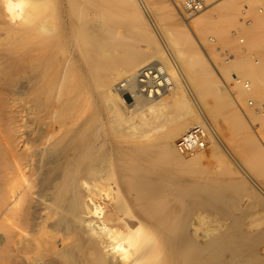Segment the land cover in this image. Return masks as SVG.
Masks as SVG:
<instances>
[{"label": "bare ground", "instance_id": "1", "mask_svg": "<svg viewBox=\"0 0 264 264\" xmlns=\"http://www.w3.org/2000/svg\"><path fill=\"white\" fill-rule=\"evenodd\" d=\"M90 1L0 0V264H264V199L231 163L211 180L219 187L199 179L219 156L221 111L251 156L249 174L264 173V129L255 136L248 124L263 126L264 54L246 66L241 52L223 64L201 50L209 30L230 35L224 24L241 0H206L188 27L154 0L157 28L187 72L163 50L143 1L122 0L134 20L120 24ZM234 71L251 77L250 93ZM219 75L258 110L243 99L241 114ZM201 123L209 151L184 158L175 144ZM197 210L215 215L211 228L195 223Z\"/></svg>", "mask_w": 264, "mask_h": 264}, {"label": "rangeland", "instance_id": "2", "mask_svg": "<svg viewBox=\"0 0 264 264\" xmlns=\"http://www.w3.org/2000/svg\"><path fill=\"white\" fill-rule=\"evenodd\" d=\"M27 1H29V0H27ZM106 1H108V2L110 1V3L106 2ZM121 1L122 0H91L87 7H89L94 12H98L99 13L98 17H104L103 14H107V13L110 14L112 12H114V15L118 14L116 16L117 18H115V16L111 15V14L109 16H107V15L105 16L106 18L107 17L110 18L111 21H113V23L115 22V24H117V23L120 24L124 21L132 23L134 19H133L131 13H124ZM141 1H143L144 14H145V16H147L146 18L149 21V23H152L150 25L152 26L153 30H155V33L159 36V39L161 41V46L163 47V50L165 51V53L168 52L172 56L174 61L180 66V69L182 70V72L191 71L187 66H185V64L177 61V58L175 56H173V50L170 48V46H169L168 42L166 41L165 37L163 36V32L160 28L161 26H163L164 23L161 22V20H160L159 10L156 7L154 0H141ZM167 1H168V3L170 2L169 0H167ZM257 4H259L258 0H241V2H239V4H238L239 11L237 12V15L233 19L227 21L224 24V29L229 31L230 27L238 24L239 18L241 17V10L243 9L244 5H250L252 7L251 12H250V17L252 18L253 23L251 24V26L249 28L246 27V30H245V35L247 36L246 44L244 46L239 44L237 39L233 36H230L228 33L226 35L229 36L230 39L232 38L231 40H233L235 43L233 42L234 43L233 45H227V44H225V37H226L225 34H223L222 36L221 35L216 36L212 32L213 30H209L207 33V36H206L207 37V45L205 44L204 47L201 46V50L203 51L205 56H207L208 55L207 53H210V51H213L214 53L219 55V58L222 59L221 53L219 52V48H221V49H228L234 55L241 52L243 54V59L245 58L244 64L246 66L251 64L252 61L256 58L259 59L260 63H261V55L264 54V17L261 18L258 14H256L254 8ZM170 5L175 9L176 16L179 19V21L183 24V26L188 27L187 23L190 22L193 19V17H192V19L190 18L191 20L184 18L183 15L172 5V3ZM100 9H102V10H100ZM104 9L107 10L108 12L107 11L104 12L105 11ZM101 13H102V15H100ZM113 16H114V18H113ZM158 17H159V19H158ZM157 26H160L159 27L160 30H158L159 28H157ZM156 31H158V32H156ZM159 31H161L162 33ZM258 34L260 36L256 38V36ZM124 35L126 37H129L128 39H125V41L130 40L132 42H135L130 37H132V38L136 37V31L125 32ZM194 37H196V36L194 35ZM211 37H215L217 39V42L216 43L211 42V40H210ZM195 40L200 45L199 39L197 37L195 38ZM209 62L211 63V65H213L210 58H209ZM222 63L225 64L224 61H222ZM214 68L216 70V67H214ZM233 73H236V72L234 71ZM236 74H238V73H236ZM238 75L241 76V74H238ZM243 77L246 78V75H244ZM248 77L249 76H247V78ZM219 78H220L223 86L225 87V89L228 90L227 92H229V88H231L234 84L233 79L228 80V83L225 86L226 83L224 82L223 78L220 75H219ZM249 78H251V77H249ZM189 90H191V91L190 92L188 91L189 93L188 92L187 93L189 95L188 96L189 100H191L190 104H191V106H193V108H196L194 101H195V103L198 102L196 99L199 98V96L196 94L197 92L196 91L194 92V90L191 87H189ZM123 94H124V98H125L127 104L128 105L133 104L134 98H133L132 94L127 92V91H124ZM232 94L230 93V96H232L233 101L235 102V105L237 106L239 112L244 115V108L246 109L248 106L246 107V105L243 103L242 100L245 99L247 101L248 99H253V98L249 97V96H247V97L244 96L242 98H238V97L236 98V96H237L236 93H234V95H232ZM196 104L199 108L201 107L200 109H202V105H199L198 103H196ZM170 107H172V106H170ZM170 107L164 108V112L165 113L166 112L167 113H171V112L173 113L175 110H174V108L171 109ZM249 109H251V108H249ZM252 110H255V109H252ZM262 114H264V113H262ZM225 115H226V111H221L220 113H218L217 115L214 116V120L212 121L213 124L218 123L217 127L219 128L218 131H219V136H220V141H221V143L219 144V146H220L219 156L220 157L218 155H217L218 157H214V158H210V157L208 158L207 157V159H206L207 162L205 161L206 164H205V162H204V164L207 166V168H209V170H208L205 167L206 170L210 171V172H209V174L207 173L206 175L199 177V179L209 180V181L218 180L220 178L223 179L224 177H227L229 175V174L228 175L225 174L224 172L226 171L227 168H228V170H230L231 166H228V164L231 163V165L233 167H235V170L237 168V170L239 171V176L237 173H234V172L230 176H235V174H237V176H235V177H238V178L244 176L246 178L250 188L253 190V192L259 194L264 199V173H262V175L254 173V172L249 174L248 162L250 161L249 158H251V156H250V154L248 156L246 151H243L242 149L239 148L241 146L240 136H239L238 132H236V130L233 127H231V125H230L231 128L229 127V122L226 120L227 118ZM207 123L209 125H212V124H210V122H207ZM254 123L253 124L248 123V124H249V127L251 128V130L253 131V133L255 134V136H257V134L258 133L260 134L262 132V130L264 129V121H263V126L259 125V123H256V122H254ZM228 130H230V132ZM234 130H235L236 135L233 134ZM156 134L157 133H155V134L153 133V135H156ZM209 141H211L210 136L208 139V143H209ZM241 150H242V153L239 152ZM208 151H209V148H206L203 151V154L206 155ZM209 156H211V155H209ZM184 158H187V157L184 156ZM247 158H248V160H247ZM246 160L248 162H246ZM245 174H246V176H245ZM211 182H213V181H211ZM218 184L219 183L216 181V182H213L212 185L215 187H219ZM221 185L223 186V185H225V183H222ZM257 210L261 213L262 216H264V206H259L257 208ZM194 219H195L194 220L195 223L197 225L201 226L202 228H205L206 226H207L206 228H211V227H209L210 225H208V224H212V221L215 219V215L203 212L202 210H197V211H195Z\"/></svg>", "mask_w": 264, "mask_h": 264}, {"label": "built area", "instance_id": "3", "mask_svg": "<svg viewBox=\"0 0 264 264\" xmlns=\"http://www.w3.org/2000/svg\"><path fill=\"white\" fill-rule=\"evenodd\" d=\"M170 3L183 15L184 18L190 19L196 16L198 13L202 12L206 7V0H169ZM254 8L256 14L260 17H264V0H258ZM252 7L250 5H244L241 10V17L239 18L238 24L233 28L229 29L230 35L235 37L239 44L245 45L247 41V36L245 35L246 27H250L253 23L252 18L250 17ZM211 42L216 43L217 39L211 37ZM222 59L225 64H228L233 58L232 54L228 49L219 48ZM254 65L260 64L259 59H254ZM233 79L241 85L243 90L247 93L252 91V82L250 79L239 78L236 74H232ZM247 105L251 109L258 110V104L252 99L247 100ZM208 126L205 123L194 125L187 133L182 135L176 142L175 147L177 152L186 157L193 156L208 147Z\"/></svg>", "mask_w": 264, "mask_h": 264}]
</instances>
